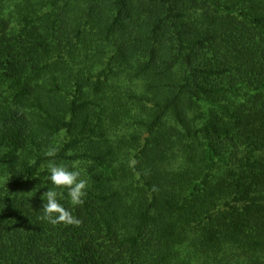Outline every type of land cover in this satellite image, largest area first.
Listing matches in <instances>:
<instances>
[{
  "label": "trees",
  "instance_id": "1",
  "mask_svg": "<svg viewBox=\"0 0 264 264\" xmlns=\"http://www.w3.org/2000/svg\"><path fill=\"white\" fill-rule=\"evenodd\" d=\"M0 264H264V0H0Z\"/></svg>",
  "mask_w": 264,
  "mask_h": 264
},
{
  "label": "clouds",
  "instance_id": "2",
  "mask_svg": "<svg viewBox=\"0 0 264 264\" xmlns=\"http://www.w3.org/2000/svg\"><path fill=\"white\" fill-rule=\"evenodd\" d=\"M59 151V146H49L44 155L46 157H55ZM48 180L53 188L47 189L41 194L42 214L39 217L51 225L64 224L66 226H79L82 221L75 217L58 200L64 198L65 193L57 191L58 189L67 190V198L73 206L84 204V198L87 195L88 181L81 178V172L78 170V164H74L72 169L64 164H58L54 159H50L46 165Z\"/></svg>",
  "mask_w": 264,
  "mask_h": 264
},
{
  "label": "rangeland",
  "instance_id": "3",
  "mask_svg": "<svg viewBox=\"0 0 264 264\" xmlns=\"http://www.w3.org/2000/svg\"><path fill=\"white\" fill-rule=\"evenodd\" d=\"M114 85H116V87H118L117 90H119L121 92L125 91L123 86L121 85V83H117L116 82ZM172 160L177 162V163H181L182 162V159H181L180 156L179 157H172Z\"/></svg>",
  "mask_w": 264,
  "mask_h": 264
}]
</instances>
